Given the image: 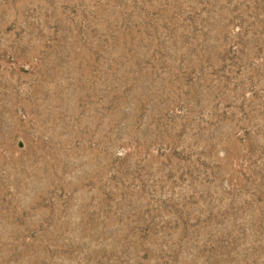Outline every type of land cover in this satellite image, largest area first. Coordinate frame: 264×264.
Wrapping results in <instances>:
<instances>
[{
	"label": "rangeland",
	"instance_id": "1",
	"mask_svg": "<svg viewBox=\"0 0 264 264\" xmlns=\"http://www.w3.org/2000/svg\"><path fill=\"white\" fill-rule=\"evenodd\" d=\"M0 264H264V0H0Z\"/></svg>",
	"mask_w": 264,
	"mask_h": 264
}]
</instances>
